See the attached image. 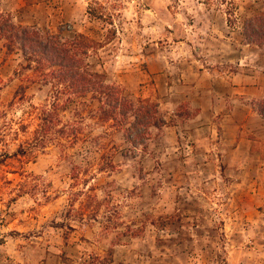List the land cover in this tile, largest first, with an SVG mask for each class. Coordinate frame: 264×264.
Returning a JSON list of instances; mask_svg holds the SVG:
<instances>
[{
  "label": "rangeland",
  "instance_id": "374dc122",
  "mask_svg": "<svg viewBox=\"0 0 264 264\" xmlns=\"http://www.w3.org/2000/svg\"><path fill=\"white\" fill-rule=\"evenodd\" d=\"M262 10L0 0L17 26L84 36L86 70L164 122L132 146L0 36V264H264V47L241 32Z\"/></svg>",
  "mask_w": 264,
  "mask_h": 264
},
{
  "label": "trees",
  "instance_id": "16d2710c",
  "mask_svg": "<svg viewBox=\"0 0 264 264\" xmlns=\"http://www.w3.org/2000/svg\"><path fill=\"white\" fill-rule=\"evenodd\" d=\"M7 18L0 14V36L6 41L7 50H20L25 62L22 70L35 71L45 84L61 87L70 99L90 96L99 102L102 116L113 120L132 146L143 144L150 128L163 126L155 104L128 100L117 87L104 84L86 70L83 58L89 44L84 36L78 34L72 40H63L58 34L41 36L34 28L17 26ZM241 32L246 44L264 47V10L245 17ZM61 90H54L55 100L64 94ZM257 105V113L264 117V99ZM103 106L107 109L103 110Z\"/></svg>",
  "mask_w": 264,
  "mask_h": 264
}]
</instances>
